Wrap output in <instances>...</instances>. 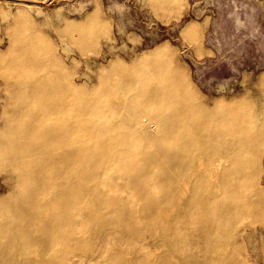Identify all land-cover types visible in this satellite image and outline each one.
Returning a JSON list of instances; mask_svg holds the SVG:
<instances>
[{
	"label": "bare ground",
	"instance_id": "obj_1",
	"mask_svg": "<svg viewBox=\"0 0 264 264\" xmlns=\"http://www.w3.org/2000/svg\"><path fill=\"white\" fill-rule=\"evenodd\" d=\"M29 25L22 11L0 58L15 85L0 124V168L7 172L0 264L13 263L18 240L23 263L69 264L74 260L59 252H70L72 233L89 221L119 241L138 242L127 257L119 248L97 252L96 264H243L239 238L248 226H241L257 221L264 227L256 164L264 148V108L251 124L247 99L205 104L183 70L161 58V49L128 65L115 62L95 88L78 87ZM107 190L122 195L105 201ZM86 193L102 206H119L94 220L80 213ZM39 245L42 251L33 247ZM158 247L157 260H148ZM177 253L182 260H171Z\"/></svg>",
	"mask_w": 264,
	"mask_h": 264
},
{
	"label": "rangeland",
	"instance_id": "obj_2",
	"mask_svg": "<svg viewBox=\"0 0 264 264\" xmlns=\"http://www.w3.org/2000/svg\"><path fill=\"white\" fill-rule=\"evenodd\" d=\"M22 11L30 22L28 31L35 36L39 32L49 42L78 87L95 88L100 77L113 70L115 62L128 65L161 49V58L183 70L186 80L205 104L247 99L251 102V124L264 108V0H0V58L10 46L13 36L10 28ZM70 24L77 30L70 29ZM84 34V39L75 40ZM3 69L0 68V124L6 119L5 112L11 109L10 93L15 89L8 70ZM256 164L264 184V148ZM223 166H230V162ZM6 181L7 172L0 168V193L6 191ZM221 193L223 189L217 194ZM121 195L107 190L105 201ZM83 197L80 213H89L94 220L101 211H112L119 206V201L102 206L94 194L86 193ZM85 200L91 204L88 210L83 209ZM200 201L196 199L197 203ZM175 212L169 211V220ZM142 214L138 208L136 216ZM183 219L188 218L182 216L180 220ZM132 227L139 228L140 224L134 222ZM241 227H247L239 238L243 264H264L263 225L250 221ZM111 235L94 221L79 224V233H72L70 252L59 253L74 260L69 264H96L93 256L97 252L119 248L127 257L138 245ZM33 247L43 250L41 245ZM13 250L12 264H30L22 262L19 240ZM161 250L156 248V254L148 260H157ZM177 255L171 260L181 261V254ZM30 257L35 258L33 254ZM35 259L41 261L40 257Z\"/></svg>",
	"mask_w": 264,
	"mask_h": 264
}]
</instances>
